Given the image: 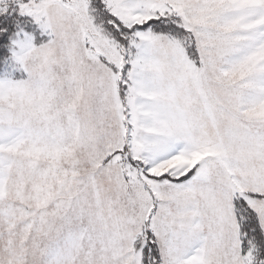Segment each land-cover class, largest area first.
Segmentation results:
<instances>
[{
  "label": "snow or ice",
  "instance_id": "1",
  "mask_svg": "<svg viewBox=\"0 0 264 264\" xmlns=\"http://www.w3.org/2000/svg\"><path fill=\"white\" fill-rule=\"evenodd\" d=\"M0 264H264V0H0Z\"/></svg>",
  "mask_w": 264,
  "mask_h": 264
}]
</instances>
